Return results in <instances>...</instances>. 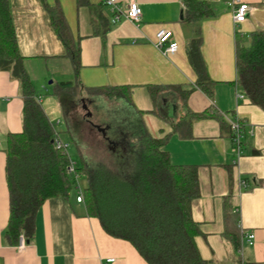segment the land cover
Wrapping results in <instances>:
<instances>
[{
    "label": "crops",
    "instance_id": "0c3cea01",
    "mask_svg": "<svg viewBox=\"0 0 264 264\" xmlns=\"http://www.w3.org/2000/svg\"><path fill=\"white\" fill-rule=\"evenodd\" d=\"M118 1L125 7L128 0ZM137 1L142 9L141 22L123 19L114 25L113 12L104 0H9L19 52L33 86L34 77L41 72L54 79L53 87L43 88L47 98L34 86L37 100L55 132V124L72 132L78 103L87 105L95 99L87 98L84 88L130 87L133 108L143 112L151 136H169L165 149L171 162L198 166L201 195L192 202L191 213L201 231L196 243L203 259L207 264H264V111L246 96L240 98L243 93L236 85L237 42L249 43L255 31L264 30V0H200L209 3L214 14L193 23L180 18L182 11L185 17L181 0ZM237 2L252 8L242 24L234 20L233 5ZM46 5L60 6L80 48L78 74L51 24ZM161 29L171 31L178 43L174 55L167 56L156 47ZM198 32L211 95L198 87V74L188 56L189 42ZM67 82L76 87L61 89L60 84ZM151 86L162 89L155 99ZM174 87L190 91L186 101ZM75 92L83 97L73 98ZM64 98L70 101L66 106L61 102ZM23 108L20 81L11 72L0 70V264H148L130 243L106 234L99 220L88 215L85 203L74 200L72 193L68 198L56 197L44 203L36 217L34 237L22 252L18 245L8 242L6 140L9 134L23 131ZM83 109L88 115L89 107ZM208 110L224 123L218 117L195 120L189 138L173 132L175 120L188 112ZM166 115L173 121L165 120ZM237 119L245 125L239 161L229 127V121ZM228 195L240 217L238 251L224 236ZM252 233L255 241L251 246L246 236Z\"/></svg>",
    "mask_w": 264,
    "mask_h": 264
},
{
    "label": "trees",
    "instance_id": "16d2710c",
    "mask_svg": "<svg viewBox=\"0 0 264 264\" xmlns=\"http://www.w3.org/2000/svg\"><path fill=\"white\" fill-rule=\"evenodd\" d=\"M181 1L185 8V22H199L214 14L213 7L205 1ZM46 8L78 74L80 48L73 40L66 18L60 6L46 5ZM201 45L198 32L189 42L187 51L198 74V87L211 95ZM23 61L9 0H0V70L11 72L20 81L24 95L23 131L9 134L6 140V178L10 194L6 236L13 246L18 245L21 234L28 241L33 239L37 214L46 201L56 197L68 198L76 185L68 173L73 158L69 149L65 151L56 147L55 140L56 137L61 139L60 134L56 135L53 124L38 102ZM236 70L238 88L252 105L264 111V30L255 31L249 43L237 42ZM75 87L71 82L60 84L64 90ZM149 88L154 99L162 90L160 86ZM84 89L87 98L106 97L114 103L108 112L111 124L107 126L109 131L119 132L120 137L112 145L107 143L112 148L108 151L107 162L88 158L79 147L80 162L75 161V170L81 179L87 181L84 203L88 215L99 220L106 234L130 243L148 264H207L196 243L201 231L191 213L192 202L201 195L198 166L171 162L165 149L169 136L161 139L151 136L141 119L143 112L133 108L130 87ZM173 89L180 93L183 101L190 95V91H182L179 87ZM61 102L66 106L70 101L64 98ZM163 117L173 121L168 115ZM209 117H218L224 123L211 110L188 112L173 122V132L189 138L193 122ZM66 133L70 134L71 130ZM62 142L70 148V142ZM224 208L227 226L224 236L230 238L238 251L240 217L233 210L231 195L225 198Z\"/></svg>",
    "mask_w": 264,
    "mask_h": 264
},
{
    "label": "built area",
    "instance_id": "2783aa9c",
    "mask_svg": "<svg viewBox=\"0 0 264 264\" xmlns=\"http://www.w3.org/2000/svg\"><path fill=\"white\" fill-rule=\"evenodd\" d=\"M104 5L110 8L113 12L112 24L116 25L120 23L123 19L128 20L134 24H139L142 19V9L140 3L137 0H128L127 5L121 6L118 0H104ZM252 8L250 5L246 3L237 2L233 5V15L235 23L242 24L247 21ZM157 41L155 42L156 47L164 50V53L168 55H174L178 51V43L174 41L173 34L171 31L167 29H161L156 36ZM240 98H245L244 94L239 95ZM229 127L231 131V139L233 142L235 154L237 160L239 161L243 154V139L245 136V125L240 120L229 121ZM58 133H56L57 135ZM248 134L253 136V131H249ZM56 147L67 151L69 149V145L63 143L59 137H56L55 140ZM237 162V161H236ZM76 163L71 160V163L68 167V173L75 180V187L79 190L77 201L79 203L84 202V191L79 186L81 177L76 173ZM247 242L249 245H253L255 241V235L249 234L246 236ZM28 244V240L24 234H21L19 237L18 250L22 252ZM114 260H109V262H113Z\"/></svg>",
    "mask_w": 264,
    "mask_h": 264
},
{
    "label": "rangeland",
    "instance_id": "374dc122",
    "mask_svg": "<svg viewBox=\"0 0 264 264\" xmlns=\"http://www.w3.org/2000/svg\"><path fill=\"white\" fill-rule=\"evenodd\" d=\"M36 89L38 90L41 95L44 96V98H47V94L44 91V87L50 88L53 87L51 84V81H53V78H47V75L43 74L42 72L40 74H36V78L34 77ZM69 81V80H68ZM74 95H77V100H80L83 97V94L78 92L76 94L72 93V97L74 98ZM71 97V95L69 94ZM66 96V97H69ZM85 96V95H84ZM90 113L93 115V120L96 124H99L100 127H105L109 124H111L109 120V109H112L114 107V103H111L106 97H95L94 102H88L87 103ZM119 105V104H118ZM84 106L81 103H78L76 106V112H75V120L78 121V123L72 124V132L70 134L66 133V127H64L62 124H55V129L58 134H60V137L63 141L70 142V148L69 153L72 156L73 160L76 162H80L79 159V147L83 154H85L88 158H92L96 162H107L108 159V151L112 149L111 147H108L107 142L104 140L102 134L100 131H94L93 134H90V132L85 129H80L81 126L79 122L85 116V110L83 109ZM142 121H144L143 117L141 118ZM98 125V126H99ZM123 127V126H121ZM79 130V131H78ZM107 130H110V128H107ZM108 135L112 139V142H116L119 140V132L116 131H109ZM76 141V143L74 142ZM120 146V143L117 144ZM121 147H119L120 149ZM79 186L84 191L87 188V181L85 178H82L80 181ZM79 190L77 188H74L72 191V197L74 200L77 198Z\"/></svg>",
    "mask_w": 264,
    "mask_h": 264
},
{
    "label": "flooded vegetation",
    "instance_id": "af4514ba",
    "mask_svg": "<svg viewBox=\"0 0 264 264\" xmlns=\"http://www.w3.org/2000/svg\"><path fill=\"white\" fill-rule=\"evenodd\" d=\"M86 114H87V113H86ZM87 117H88V115L83 116V118H82L83 121H80V122H79V124L81 125L79 128H80V129H85V128H87V130L90 132V134H93V132H94V131H97V130L100 131V130L97 128V126H98L99 124H96L93 120H91V118H93V117L91 116L89 119H88ZM73 121H74V123H78V121H76L75 118H73ZM99 126H100V125H99ZM101 128H105V129H106V132H105V133L101 132V134H102L104 140H105L107 143H110V144L112 145V141L110 140V137H109V135H108L109 130H107V128H110V127L106 126V127H101ZM78 131H79V130H78ZM114 144H116V143H114Z\"/></svg>",
    "mask_w": 264,
    "mask_h": 264
},
{
    "label": "water",
    "instance_id": "95a60500",
    "mask_svg": "<svg viewBox=\"0 0 264 264\" xmlns=\"http://www.w3.org/2000/svg\"><path fill=\"white\" fill-rule=\"evenodd\" d=\"M180 18L183 20V18H184V11L181 12V17ZM83 106L86 109L88 108L86 104H83ZM91 116H92V114L89 112L88 113V117H91ZM97 128L100 130V132H103V133L106 132V129L105 128H101L100 126H97Z\"/></svg>",
    "mask_w": 264,
    "mask_h": 264
}]
</instances>
